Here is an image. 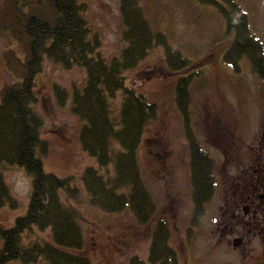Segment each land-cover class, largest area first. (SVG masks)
<instances>
[{"label":"trees","instance_id":"obj_1","mask_svg":"<svg viewBox=\"0 0 264 264\" xmlns=\"http://www.w3.org/2000/svg\"><path fill=\"white\" fill-rule=\"evenodd\" d=\"M198 1L213 6L224 20L226 30L233 31L223 61L239 73V62L245 59L250 72L264 78V47L252 34L241 6L235 0ZM85 11L84 4L77 0H0V31L7 32L21 47L23 56L19 59L12 50L3 53L6 68L18 80L4 84L0 90V165L24 169L31 181L25 214L16 217L10 227L0 226V264L10 261L40 264L41 260L48 264H90L79 254L84 240L76 213L59 199L60 190L69 199L77 198L78 190L70 178L47 173L42 166L47 145L40 138L42 121L33 111L37 102L33 78L41 72L44 57L63 69L80 67L85 72V85L72 93L71 112L81 121L78 141L100 168L107 169L112 162L114 171L109 177L93 167L83 170L81 181L89 206L109 214L128 210L141 225L149 223L155 214V204L140 176L137 150L144 129L157 116V106L125 86L123 73L143 61L154 47L163 49V60L170 72L184 71L192 63L172 49L162 33L151 29L139 0H119L125 47L118 58L105 60L99 53L97 36H90ZM191 79V74L180 77L174 94L188 147L193 225L202 214V205L213 194L215 181L214 162L189 125ZM53 90L57 104L63 106L66 91L58 86ZM117 93L121 94V102L114 120L111 103ZM112 141L119 145V151L112 152ZM5 205L14 209L17 203L0 171V207ZM33 227L38 232L48 229L51 241L34 237L25 244L22 237L32 235ZM151 234L148 264L173 261L164 223L157 222ZM127 264L145 263L134 256Z\"/></svg>","mask_w":264,"mask_h":264},{"label":"rangeland","instance_id":"obj_2","mask_svg":"<svg viewBox=\"0 0 264 264\" xmlns=\"http://www.w3.org/2000/svg\"><path fill=\"white\" fill-rule=\"evenodd\" d=\"M235 1L244 11L252 34L264 47V0ZM77 2L85 6L84 16L90 36H97L101 56L105 60L118 58L125 47L121 38L123 26L118 11L119 0ZM139 4L151 29L162 33L168 45L192 63L184 71L170 72L163 60V49L154 47L143 61L123 73L125 86L157 106V116L144 129L137 150L140 176L155 204V214L149 223L138 224L128 210L118 214L103 213L87 203V193L81 181L83 170L93 167L99 174L109 177L114 171L112 162L107 169L100 168L96 159L81 149L78 141L81 121L72 114L71 104L74 89L81 90L85 85L84 70L80 67L66 70L44 57L41 72L33 78L37 96L33 111L42 121L40 138L47 145V154L41 159L43 170L57 177L70 178L77 188V198L69 199L60 190L59 199L76 213L84 240L79 254L90 264H127L134 256L148 264L151 233L159 221L167 228L170 247H177L186 238L191 190L188 147L174 94L180 77L192 75L189 125L214 162V195L220 194L222 172V148L217 147L220 145L217 130L226 127L227 137L236 136L247 141L251 131L247 121L254 113L251 104L253 99L264 98V78L255 77L245 59L239 62V73L223 61L233 31L226 30L224 20L213 6L201 4L198 0H139ZM8 50L14 51L22 60L21 47L7 32L0 31V90L4 84L18 80L5 66L3 53ZM54 86L66 91L63 106L57 104ZM120 102L121 94L117 93L111 103L114 120L118 117ZM111 150L113 153L120 150L115 141L111 142ZM163 152H168L164 166L162 158L157 157V154L163 156ZM0 171L10 196L17 203L14 209L8 205L0 207V226L7 228L16 217L25 214L31 181L24 169L16 165L2 163ZM212 205L210 202L207 207L210 212ZM210 212L190 234L192 242L199 243L204 237ZM32 231V235H23L25 244L34 237L51 241L48 229L38 232L33 227ZM39 263L48 264L43 260ZM7 264L21 263L10 261Z\"/></svg>","mask_w":264,"mask_h":264},{"label":"flooded vegetation","instance_id":"obj_3","mask_svg":"<svg viewBox=\"0 0 264 264\" xmlns=\"http://www.w3.org/2000/svg\"><path fill=\"white\" fill-rule=\"evenodd\" d=\"M251 105L254 113L247 121L251 129L247 141L227 137L226 127L217 130L221 145L217 147L222 148L220 194L213 191L193 225L190 194L187 235L177 247L169 246L174 257L168 264H264V98L253 99ZM162 154L157 157L164 166L168 152ZM208 212L209 226L202 240L194 243L190 234Z\"/></svg>","mask_w":264,"mask_h":264}]
</instances>
